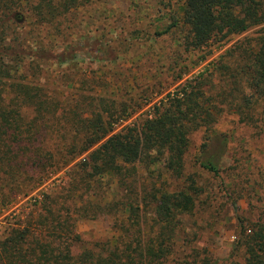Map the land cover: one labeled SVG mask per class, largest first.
<instances>
[{"label":"trees","instance_id":"obj_1","mask_svg":"<svg viewBox=\"0 0 264 264\" xmlns=\"http://www.w3.org/2000/svg\"><path fill=\"white\" fill-rule=\"evenodd\" d=\"M157 1L169 9V23L157 35L183 33L198 66L210 59L212 53L199 54L212 44L221 50L247 35L136 117L151 99L126 98L128 82L115 85L120 77L112 73L109 82L106 71L103 78L86 67L91 79L75 89L79 57L104 67L124 59L109 40L93 49L71 41L61 48L54 38L64 37L70 15L93 0H0V181L9 187L3 198L27 196L67 171L57 189L1 229L0 264H212L197 250V234L189 232L198 207L210 199L203 198L196 174H189L187 153L191 135L205 131L198 166L224 182L230 140L214 129L223 114L264 127V0H178L174 12L173 0ZM51 67L64 68L65 76L41 84ZM142 163L161 165L177 183L138 192ZM107 180L127 196H102ZM14 203L3 201L6 207ZM100 216L110 217L116 237L79 247L78 224ZM236 245L243 264H264V215L248 227L240 224Z\"/></svg>","mask_w":264,"mask_h":264},{"label":"rangeland","instance_id":"obj_2","mask_svg":"<svg viewBox=\"0 0 264 264\" xmlns=\"http://www.w3.org/2000/svg\"><path fill=\"white\" fill-rule=\"evenodd\" d=\"M181 3L173 0L171 10L177 11ZM168 12L169 9L159 5L157 0H93L92 4L71 14L69 17L71 28L65 32L66 35L54 37L60 42L61 48L62 44L71 41L74 44H89L93 49L94 43L109 40L107 43L110 42L111 50L124 56L123 60L119 59L115 64L106 67L103 66L104 63L93 61L84 63L83 58L79 57L81 63L79 60L77 63L81 69L79 71L76 70L78 67L73 69L75 89L81 88V82L86 81V78L91 79L89 70L85 73L86 67H91L90 70L93 72L99 70L98 77L107 76L104 80H111L112 73L115 77H120V81L114 83L115 85H123L124 80L128 82L129 90L128 88L124 90L126 98L140 94L137 97L140 99L139 102H146V96H149L151 100L148 105L136 116L142 117L168 93L174 92L180 83L195 78L204 71L209 62L247 35L232 38L221 50L217 47L219 44H212L199 54L201 56L212 53L210 59L198 66V56L185 50L182 43L183 33L175 31L157 35L169 23ZM161 16L165 17L164 21L160 19ZM46 69L49 71L42 73L41 84H53V78L61 79L65 76L64 68ZM102 71H106L107 75L104 76ZM179 76L184 77L183 81H179ZM141 88L150 90L145 94L141 92ZM79 98L77 95L76 99ZM214 129L217 135H226L230 140L222 166L225 181L206 175L198 166V153L205 142L206 132L203 130L195 132L191 135V147L187 153V169L189 174H196L198 185L204 188L206 195L203 198L210 200L208 206L198 207L197 216L191 221H194L195 226L189 232L197 234L195 246L198 251L206 252L212 264H243V252L237 249L236 245L240 224L248 227L250 222H255L264 215V127L254 129L241 124L231 111H227ZM220 145V142H216V150H219ZM136 171L138 192L150 190L153 184L159 187L160 182L177 183L161 165L150 166L142 163L137 166ZM66 173L67 171H63L38 189L30 191L27 187L29 195L18 198H3L9 187L0 181V231L9 222L18 221L19 214L29 213L34 208L32 205L43 199L45 193L57 189ZM112 189L116 191L117 188L110 180L105 181L100 189L101 195L107 198L127 196L124 190H117L116 194H113ZM11 200H15L13 205L7 207L3 205V201L8 203ZM112 223L108 216L81 221L77 230L83 241L78 246L82 248L88 244L113 240L117 232L112 228Z\"/></svg>","mask_w":264,"mask_h":264}]
</instances>
